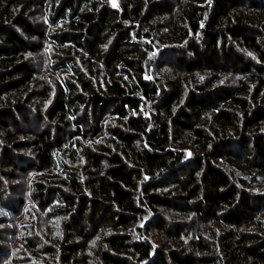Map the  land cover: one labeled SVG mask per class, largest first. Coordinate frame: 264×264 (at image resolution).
<instances>
[{"label": "trees", "instance_id": "1", "mask_svg": "<svg viewBox=\"0 0 264 264\" xmlns=\"http://www.w3.org/2000/svg\"><path fill=\"white\" fill-rule=\"evenodd\" d=\"M28 206L50 264H264V0H0V260Z\"/></svg>", "mask_w": 264, "mask_h": 264}, {"label": "rangeland", "instance_id": "2", "mask_svg": "<svg viewBox=\"0 0 264 264\" xmlns=\"http://www.w3.org/2000/svg\"><path fill=\"white\" fill-rule=\"evenodd\" d=\"M27 211V214L25 213L24 215H19L15 223L11 221L9 225H6V227L10 228L12 232L8 235L3 232V236L5 238L7 236L9 244L8 249L10 248L11 252L13 253H7L4 258H1L0 264H21L22 260L23 262L27 260H32L31 263L22 264H50V261H48L44 256L45 254H41L39 257L37 256V254L31 255V252H29L28 250L31 245H36V242L40 243V240L42 242L40 244L41 246H43L44 242L45 244L48 243L45 239L47 238L48 234L53 230L54 223L56 222L43 223L39 219V215L35 211H32V207L30 206L26 207V212ZM9 217L13 218L11 215H9ZM31 223H35L37 229H39L40 232L37 233L38 235L34 234L36 233V230L31 227ZM58 234L60 235V233ZM52 235H57L56 231ZM158 242H160V240ZM50 243H48L47 246ZM24 253H28L30 255L25 256ZM53 256L54 258H57L58 255L54 254Z\"/></svg>", "mask_w": 264, "mask_h": 264}]
</instances>
